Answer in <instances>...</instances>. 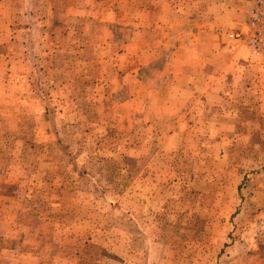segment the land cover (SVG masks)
<instances>
[{"label":"rangeland","instance_id":"374dc122","mask_svg":"<svg viewBox=\"0 0 264 264\" xmlns=\"http://www.w3.org/2000/svg\"><path fill=\"white\" fill-rule=\"evenodd\" d=\"M252 1L0 0V264H264ZM173 37L208 75L182 107Z\"/></svg>","mask_w":264,"mask_h":264},{"label":"crops","instance_id":"0c3cea01","mask_svg":"<svg viewBox=\"0 0 264 264\" xmlns=\"http://www.w3.org/2000/svg\"><path fill=\"white\" fill-rule=\"evenodd\" d=\"M115 15L116 14L114 12H110V11L100 12L96 16V18H94V20L91 23L95 24L96 28H99V30L101 27L107 28L108 26H111V25L113 26V24L115 23V20H116ZM222 23H223V21H221V24ZM211 30L214 32V29H211ZM89 35H90L89 37L94 38L97 41H99V39H101V42H98V46H100L99 43H106L108 39L110 40V37H113V36L108 35V32L106 33V35H101L98 30H93L92 32L89 33ZM213 36H214V34H213ZM103 39H107V40L104 41ZM134 39L135 38H132V41ZM178 41H179V37H176V38L173 37L172 42L171 43L169 42V44L171 45V48H169L166 44H162V46H159V53L160 54H166L167 63L164 62V64H163V69H164L163 75H165V81H166V77H167V82L165 84H173L174 85V82H171L169 80L178 79V80H176V85H178V86L173 91V95L172 96H165V97H162L161 99L177 100L179 103V107H182L183 106L182 102L184 100H187L188 103L191 102L192 97L196 93V89L194 87H192L191 85L192 84H198L199 81H197V79L201 78L203 81L206 76L208 77V75H206V74L203 75L204 67L201 66V64H198V62H199L197 60L198 58L195 59V64L193 62H191L190 64L181 62L186 57V56H184V51H186V50L184 49V51H183V47L180 44H178ZM189 47L195 48V47H199V46L190 44ZM167 54H170L171 57ZM191 56H192V52H191ZM182 57H183V60H182ZM169 59H170V62L175 63V66H177L176 68H173L174 65L168 66L169 65L168 64ZM178 66L182 67L180 72L177 71ZM158 99H159V97H157L154 100L157 101Z\"/></svg>","mask_w":264,"mask_h":264},{"label":"built area","instance_id":"2783aa9c","mask_svg":"<svg viewBox=\"0 0 264 264\" xmlns=\"http://www.w3.org/2000/svg\"><path fill=\"white\" fill-rule=\"evenodd\" d=\"M248 19L237 31L227 35L230 51L240 44L255 58H264V0H253L247 6Z\"/></svg>","mask_w":264,"mask_h":264}]
</instances>
